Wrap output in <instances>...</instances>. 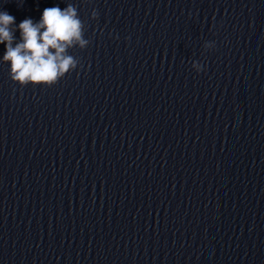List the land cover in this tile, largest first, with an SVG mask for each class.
<instances>
[{
  "label": "clouds",
  "instance_id": "9594fccd",
  "mask_svg": "<svg viewBox=\"0 0 264 264\" xmlns=\"http://www.w3.org/2000/svg\"><path fill=\"white\" fill-rule=\"evenodd\" d=\"M97 15L96 11L92 12L93 19ZM88 43L84 38V23L71 3L63 9L58 5L45 8L39 21L25 18L19 25L14 16L0 11V45L5 47L2 60L9 64L11 80L22 87L53 86L77 67L78 61L68 54V49L76 46L84 49ZM213 46L204 45L206 49ZM192 67L197 72L203 70L198 62H193Z\"/></svg>",
  "mask_w": 264,
  "mask_h": 264
}]
</instances>
